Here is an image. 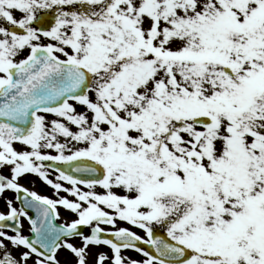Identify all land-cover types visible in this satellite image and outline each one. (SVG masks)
Masks as SVG:
<instances>
[{"label":"snow or ice","instance_id":"6c2138e0","mask_svg":"<svg viewBox=\"0 0 264 264\" xmlns=\"http://www.w3.org/2000/svg\"><path fill=\"white\" fill-rule=\"evenodd\" d=\"M0 264H264V0H0Z\"/></svg>","mask_w":264,"mask_h":264},{"label":"flooded vegetation","instance_id":"af4514ba","mask_svg":"<svg viewBox=\"0 0 264 264\" xmlns=\"http://www.w3.org/2000/svg\"><path fill=\"white\" fill-rule=\"evenodd\" d=\"M35 182L34 185H29L30 187H35L36 190L40 191L42 194H48V195H52L53 194V190L51 189V187H46L45 185H43L42 183H40L39 181L35 180V178H32ZM61 211L63 212V209H61ZM131 255L133 256H137L138 254L136 253H131Z\"/></svg>","mask_w":264,"mask_h":264},{"label":"rangeland","instance_id":"374dc122","mask_svg":"<svg viewBox=\"0 0 264 264\" xmlns=\"http://www.w3.org/2000/svg\"><path fill=\"white\" fill-rule=\"evenodd\" d=\"M27 223V222H25ZM76 243H79V241H76ZM60 256L62 259H73V257H71V255L69 253H67L66 251H62L60 253Z\"/></svg>","mask_w":264,"mask_h":264}]
</instances>
